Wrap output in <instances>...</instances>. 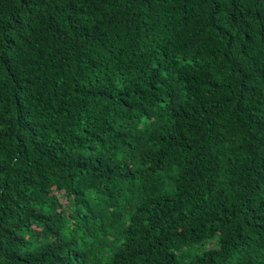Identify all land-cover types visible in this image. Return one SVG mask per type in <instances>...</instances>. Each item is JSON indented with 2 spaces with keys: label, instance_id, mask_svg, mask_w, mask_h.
<instances>
[{
  "label": "trees",
  "instance_id": "trees-1",
  "mask_svg": "<svg viewBox=\"0 0 264 264\" xmlns=\"http://www.w3.org/2000/svg\"><path fill=\"white\" fill-rule=\"evenodd\" d=\"M0 264H264V0H0Z\"/></svg>",
  "mask_w": 264,
  "mask_h": 264
}]
</instances>
